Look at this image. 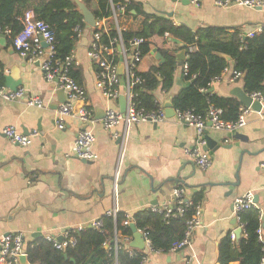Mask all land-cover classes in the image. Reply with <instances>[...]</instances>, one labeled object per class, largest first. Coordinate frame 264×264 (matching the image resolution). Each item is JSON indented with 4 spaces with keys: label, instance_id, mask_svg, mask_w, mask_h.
<instances>
[{
    "label": "crops",
    "instance_id": "1",
    "mask_svg": "<svg viewBox=\"0 0 264 264\" xmlns=\"http://www.w3.org/2000/svg\"><path fill=\"white\" fill-rule=\"evenodd\" d=\"M131 1L136 3L139 13L133 8L123 19V25L132 31L144 28L146 14L167 17L175 26H187L193 31L215 26L229 33L239 29L244 36H250L264 27V10L219 8L213 0H201L199 7L172 0ZM84 32L74 53L80 61L79 83L86 89L88 104L96 116V123L90 127L99 157L89 162L66 157L82 124L68 118L66 128L56 126L61 88L46 80L41 69L43 58L34 62L22 58L7 34L0 32V63L5 77L1 87L9 90L6 76L19 69L22 82L19 88L25 90L26 99L39 97L46 105L38 108L28 106L26 100L6 101L0 97V238L19 231L24 233L27 244L39 237L35 236L37 233L59 234L64 228L85 226L113 207L124 215H134L170 201L173 188L182 185L193 201L197 192L203 193L198 201L203 208V226L193 232L191 242L184 248L152 253L144 264H219L221 240L237 228L235 200L253 191L254 197L256 194L260 197L256 207L261 209V215L264 212L263 112L250 113L247 125L240 131L245 135L243 140L226 130H215L207 122L205 135L215 140L219 148L208 151L212 161L205 170L186 154L187 149L196 146V128L175 120L174 116L160 124H121L114 130L119 135L115 138L103 128V119L108 107L121 109L122 101L106 99L96 88V68L88 55L90 28ZM150 40L152 49L137 67L142 73L159 65L160 61L152 54L154 48L163 58L166 50L175 51L177 58L185 50L184 44L172 35L168 40L165 35ZM118 68L122 73V60ZM235 73L232 62L210 91L232 96L235 87L243 88V81L234 78ZM185 85L182 67L178 65L172 90L159 88L154 92L159 105L167 108ZM6 126H15L24 134L38 130L40 135L31 137L30 143L23 147L4 135ZM261 237L264 240L263 231Z\"/></svg>",
    "mask_w": 264,
    "mask_h": 264
},
{
    "label": "trees",
    "instance_id": "2",
    "mask_svg": "<svg viewBox=\"0 0 264 264\" xmlns=\"http://www.w3.org/2000/svg\"><path fill=\"white\" fill-rule=\"evenodd\" d=\"M94 14L95 18L108 16L109 0H81ZM135 9L136 3L131 1L127 12ZM28 10H34L36 17L44 20L56 34V56L65 59L75 50L80 39L76 28L86 30L84 15L75 0H0V27L11 29L13 35L24 28L22 17ZM152 19V20H151ZM171 34L182 42L185 48L188 65L187 72L182 68V77L186 85L173 96V107L181 111H192L195 114L206 115L211 106L222 110L221 118L225 121H236L242 106L235 96H222L211 92V82L221 76L233 62L236 73H241L243 88L246 93H261L264 96V28L253 36H244L239 29L232 33L222 27L202 26L193 31L187 26H175L171 19L163 16L152 17L146 14L144 28L141 31H123L124 40L128 43L135 37L146 39L141 46L142 55L150 53L151 38ZM117 36L116 30L103 34V41L110 44ZM194 47L193 49H191ZM224 55L231 57L228 61ZM164 62L152 66L147 72H138L144 80L136 85V99L148 112L159 108L154 94L162 89L169 92L176 81V71L179 60L175 51H164ZM4 66L0 63V86L4 84ZM73 77L81 81V69L73 66L70 70ZM203 196L202 192L194 195L197 203ZM193 214V206L187 207L184 214L171 218L166 223L161 214L151 209L137 211L133 218L137 229H146L151 237L154 249L167 253L172 244L182 240L186 231L187 221ZM238 221L244 226V235L239 240H232L231 234H226L219 246V264H261L264 257V240L259 230L264 232L261 209L253 207L238 214ZM125 215L119 213L115 220L104 218L101 231L92 228L77 232L78 243L74 247L59 250L39 236L26 244L28 261L31 264H115L113 250L105 247V243L114 236L115 226L123 235L132 237L130 225L124 224ZM67 255V257H66ZM142 253L130 255L126 250H120L118 264H140ZM74 259V262L71 261Z\"/></svg>",
    "mask_w": 264,
    "mask_h": 264
},
{
    "label": "built area",
    "instance_id": "3",
    "mask_svg": "<svg viewBox=\"0 0 264 264\" xmlns=\"http://www.w3.org/2000/svg\"><path fill=\"white\" fill-rule=\"evenodd\" d=\"M181 1V0H177ZM194 6L199 7L201 0H189ZM131 0H109L110 13L108 16L95 19V26L90 28L91 37L88 44L89 58L96 68L95 86L101 95L106 99L116 100L120 96L126 97V109L121 111L118 108L108 107L106 115L103 119V128L112 132L113 137H119L114 130L121 124H139L142 122H150L160 124L168 120L165 109L159 107L157 110L148 112L140 102L136 99L135 87L144 80L138 74V64L143 56L140 46L146 42L143 37H135L128 43L124 40L123 31L127 30L123 25V19L128 16L127 10ZM215 6L219 8H229L234 6L245 7L253 10H264V0H213ZM24 28L21 32L13 35L11 29H2L0 32L7 34L14 48L19 52L22 58L29 61H41V69L45 78L50 83H56L62 88L66 95V101L60 105L56 111V126L59 129L66 128L68 118H73L82 124L78 131L74 146L66 157H75L80 160L94 161L98 159V154L94 150L96 137L93 129L90 127L96 123L93 108L88 104V95L86 89L71 74L70 70L73 66H80L74 51L65 59H59L56 56V34L54 29L44 20L36 17L34 10H28L22 17ZM264 27L260 28V31ZM112 30H116L117 36L111 39L110 44L103 41V34H109ZM79 38L84 35L81 28L75 29ZM251 34L250 36H253ZM165 39H171L169 33L165 34ZM45 44L47 46H45ZM192 47L191 49H193ZM122 60L124 67L123 75H120L118 63ZM183 70L187 72L188 65L183 63ZM236 77H241V73H235ZM222 76H218L212 80L211 85L222 80ZM253 100H258L262 104V117L264 118V96L261 93L249 94ZM0 97L6 101L26 100L28 106L45 108L44 101L39 97H30L26 99L25 90L20 88L17 91L6 90L0 86ZM253 109L242 105L240 114L236 121H225L221 118L222 110L211 106L206 115L195 114L192 111H181L175 109V120L187 123L197 130V143L192 149H187L186 154L200 169H207L211 165V157L208 151L203 147L206 145L205 130L207 122H210L215 130H226L231 134L240 132L248 123L247 118ZM4 135L13 143L20 146H27L31 137L40 135L38 130L32 131L30 134L22 133L15 126H6L3 129ZM117 183V181H116ZM171 200L151 207V211L161 214L166 223L171 218L182 216L187 207L193 206V214L187 221V227L182 240L174 242L168 252H175L191 242L193 232L203 226L202 205L200 202L195 203L187 196L185 187L177 185L173 188ZM256 207L254 202L253 191H248L244 195L238 197L234 202V211L238 214L244 210ZM119 210L113 207L105 212L103 216L92 220L85 226L75 228H64L59 234H44V238L51 242L53 246L59 250H65L67 247H74L78 243L76 233L87 228L101 231L104 227V218L109 217L116 221ZM135 222L133 215L125 214L124 224L129 225ZM243 229L244 226L239 223ZM144 236L145 248L143 250L130 246L131 238L124 236L115 226L114 236L105 243V247L113 250L115 264L118 260L119 251L126 249L130 255H136L141 252V262L144 264L152 253H162L163 250H156L153 247L151 237L146 229H139ZM262 230H259V234ZM62 238V241L59 240ZM232 240H236L234 233L231 234ZM27 255L26 240L23 232H14L5 234L0 238V264H21L20 257ZM264 264V257L262 263Z\"/></svg>",
    "mask_w": 264,
    "mask_h": 264
},
{
    "label": "water",
    "instance_id": "4",
    "mask_svg": "<svg viewBox=\"0 0 264 264\" xmlns=\"http://www.w3.org/2000/svg\"><path fill=\"white\" fill-rule=\"evenodd\" d=\"M172 1H177V0H172ZM75 2L78 4L79 8L81 9L84 18H85V22L87 24V28H91L93 26H95V16L94 14L87 8V6L81 1V0H75ZM181 2L183 4H189L190 1L189 0H181ZM45 46H47L45 44ZM152 54H154L156 56V58L160 61L159 64H162L164 62V58L162 57V55L160 53H158V50L156 48H154L152 50ZM185 54L186 51L184 50L182 53L178 54V60H179V66L183 65V61L185 60ZM225 58L228 61H231V57L228 55H224ZM20 70L19 69H13L12 73L8 76H6V86L9 88L10 91H17L18 89H20L19 87L22 85V82L20 80ZM214 88H211V91ZM231 94L235 97H237L241 103L243 105H245L246 107H251L253 110L257 111V112H261L262 111V104L261 102H259L258 100H253V98L245 92L244 88L242 87H235ZM58 103L57 105L59 106L60 104L64 103L66 101V95L64 90L61 88L60 91L58 92ZM120 100L122 101V105H121V111H125L126 109V97L125 96H121ZM166 114L167 117H173L175 115V109L173 107V97L171 99V102H169L167 104V108H166ZM106 115V112H105ZM104 115V116H105ZM96 117V116H95ZM234 137L236 139L239 140H243L245 138V135L237 132L236 134H234ZM206 138V145L204 146V150L205 151H216L219 148V144L213 140L208 134L205 135ZM84 162H89L88 160H83ZM193 162V161H192ZM194 163V162H193ZM195 164V163H194ZM260 201V197L258 194L255 195L254 197V202L255 203H259ZM263 228H264V212H263ZM238 219L235 218L234 224L237 226L234 234L236 236V240H239L242 237V233H243V229L238 225L239 222L237 221ZM130 228L133 232V240L131 241L130 245L131 247L143 250L145 248L144 245V237L143 235L138 231L137 226L135 223H132L130 225ZM40 233H37L35 236H40ZM60 241H62V238H59ZM67 257V255H66ZM20 261L21 264H30L28 261V256L27 255H22L20 257ZM71 261L74 262V259H71Z\"/></svg>",
    "mask_w": 264,
    "mask_h": 264
},
{
    "label": "bare ground",
    "instance_id": "5",
    "mask_svg": "<svg viewBox=\"0 0 264 264\" xmlns=\"http://www.w3.org/2000/svg\"><path fill=\"white\" fill-rule=\"evenodd\" d=\"M182 68H183V66H181ZM120 73V72H119ZM120 75H123V72L122 73H120ZM123 96V95H122ZM121 97V96H120ZM119 97V98H120ZM243 105V104H242ZM159 107H162V106H160L159 105ZM164 108V107H163ZM121 110V109H120ZM165 112H166V108H165ZM166 116H167V114H166ZM175 116V115H174ZM168 118V117H167ZM187 124V123H186ZM191 126V125H190ZM197 131V130H196ZM205 136V135H204ZM206 139V138H205ZM151 209V208H150ZM134 223V222H133ZM132 224V223H131ZM131 224H129V225H131ZM139 231V230H138ZM141 233V232H140ZM142 234V233H141ZM143 235V234H142ZM144 237V236H143ZM131 238V241L133 240V236L132 237H130ZM131 241H130V243H131ZM144 245H145V243H144ZM131 246V245H130ZM134 248V247H133ZM30 263V262H29ZM31 264V263H30Z\"/></svg>",
    "mask_w": 264,
    "mask_h": 264
}]
</instances>
